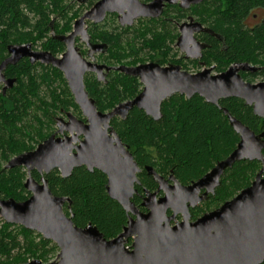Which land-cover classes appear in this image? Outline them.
<instances>
[{
  "label": "water",
  "instance_id": "water-1",
  "mask_svg": "<svg viewBox=\"0 0 264 264\" xmlns=\"http://www.w3.org/2000/svg\"><path fill=\"white\" fill-rule=\"evenodd\" d=\"M165 0L144 4L139 0H99L87 13L78 18L74 30L58 38L67 50L62 56L50 51L36 50L32 43L10 44L9 55L0 62V84L3 92L12 88L15 78H7L4 71L27 57L31 63L41 62L61 70L86 120L67 112L68 119L57 117L58 130L40 142L35 149L13 156L7 169L24 167L28 177L24 183L31 195L22 201L0 195V215L7 223L18 224L36 231L45 239L54 241L60 251L57 257L44 262L34 258L16 264H261L264 262V132L256 133L230 111L220 105L221 99L237 97L253 107L257 116L264 117V81H246L240 71L257 72L262 67L249 62L235 63L226 71L212 74V68L197 73L182 69L180 65L163 66L158 62L137 65L109 66L96 61V54L107 45L92 43L85 28L87 18L102 22L108 12H119L121 23L132 24L137 17H158ZM202 0H183V5ZM127 10V11H126ZM199 22L182 25L179 44L194 41ZM82 36L90 47L87 59L76 46V37ZM111 70L140 78L143 89L134 98L120 102L110 111L98 109L96 100L86 89L85 76L95 73L101 82H108ZM179 93L191 99L196 94L208 103L221 108L230 124L239 134L237 147L226 158L201 178L185 185L172 173L169 178L153 166L146 170L157 182L155 191L145 189L141 211L132 200L138 193V173L141 167L130 147L111 124L113 118L126 119L135 108L144 110L155 120L162 118L163 101ZM68 133V134H66ZM242 160H258L262 168L251 185L243 188L219 207L191 220L190 208L196 207L207 195L215 193L227 169ZM85 166L107 175L106 190L129 215L123 231L116 237L106 235L92 222L78 226L71 211L68 196L53 193L46 175L58 169L63 177L72 175L76 168ZM41 174L36 180L32 171ZM205 189L203 195L200 191ZM163 192L164 195L159 196ZM172 210L171 215L168 214ZM183 219L172 225L176 216ZM132 242L130 243V241ZM130 243V244H129Z\"/></svg>",
  "mask_w": 264,
  "mask_h": 264
},
{
  "label": "trees",
  "instance_id": "trees-1",
  "mask_svg": "<svg viewBox=\"0 0 264 264\" xmlns=\"http://www.w3.org/2000/svg\"><path fill=\"white\" fill-rule=\"evenodd\" d=\"M75 3L74 0H0V62L9 55L10 44L32 43L36 49L61 54L65 44L57 36L72 31L75 19L84 10L83 6L74 10ZM211 3L214 8L211 23L228 41L226 52L220 50L218 42L214 43L212 54L219 65L225 66L234 60L264 65V23L254 28L245 26L246 17L253 10L264 7V0H212ZM151 22L139 20L133 28L114 24L100 29L105 24L94 25L91 28L92 39L109 44L108 52L99 59L109 64L128 65L149 59L164 65L167 43L163 25L158 26L153 34ZM130 31L133 35L126 37ZM126 41L127 46L123 45ZM146 49L148 57L141 61L144 56L140 54ZM125 59H131V63L125 62ZM4 73L9 78H15L16 83L5 93L0 84V195L22 201L31 195L24 185L28 177L27 169L21 166L7 169L5 165L13 156L35 149L46 139L55 130L51 126L55 125L58 113L73 109L82 117V111L63 72L52 65L31 63L29 58H23L17 64L9 65ZM258 75L263 76L264 72L254 74L249 80L254 81ZM244 77L247 78V75ZM85 83L98 109L104 112L134 98L142 89L138 78L118 71L109 74L107 83L99 81L93 74H87ZM220 105L255 132L264 131V117L257 116L243 99H221ZM162 113V118L155 120L144 110L134 108L126 119L115 117L112 120V125L142 168L139 173L141 184L136 185L139 192L144 188L153 191L158 186L153 176L147 173V165L164 176L173 173L181 183L188 184L204 176L219 160L230 155L240 141L239 134L223 110L198 94L191 99L181 94L173 95L163 102ZM261 167L258 160L236 162L227 169L210 200L191 210L194 216L234 197L252 183ZM33 176L40 178L36 171H33ZM46 177L53 193L71 198L72 210H69L67 202L65 211L68 215L73 214L76 225L85 227L92 222L107 238L116 237L123 231L128 214L118 201L109 196L107 175L102 171L95 169L91 172L82 166L66 178L58 169ZM133 200L140 205L139 196L135 195ZM11 226H18L24 233L26 246L12 231H8ZM36 236L40 237L38 244L34 242ZM52 242L33 230L5 222L0 230V264L27 262L31 258L47 262L48 250L45 248L41 253L40 247ZM15 249L23 253L13 256ZM51 249L60 251L55 243Z\"/></svg>",
  "mask_w": 264,
  "mask_h": 264
},
{
  "label": "flooded vegetation",
  "instance_id": "flooded-vegetation-1",
  "mask_svg": "<svg viewBox=\"0 0 264 264\" xmlns=\"http://www.w3.org/2000/svg\"><path fill=\"white\" fill-rule=\"evenodd\" d=\"M74 1L75 2H80V3L84 4V5H86L87 7L82 11V13L79 15V17H77L75 19L74 24H73L72 31L74 30V26H75L76 20L78 18H80L82 15H84L85 13H87L89 10H91V8L99 0H94V2H91L90 0H74ZM139 1L141 3H144V4H148V3H151L154 0H139ZM209 1L212 2V0H202L199 3H192L189 6H185V5H183V0H165L164 1L163 12H162V14L160 16H158V17H137V18L134 19V21H133L132 24H124L123 25L121 23V19H120V17L123 16V15L120 14L119 12H108L107 15H106V17H105V19L102 22H100V23H95L94 20H91L90 18H87L86 21H85V28L87 29V31H88V33L90 35V41L92 43H100V44L107 45V49H105L103 52H99V53L96 54V58H95L96 61H98L97 60V57L99 58L100 56H102V55H104V54H106L108 52L109 44L107 42L103 41V40H96V41L93 40L92 39L93 35L91 33V28H93L94 25H101V23H105L106 20L108 21L110 19L112 20V19L116 18L119 21V25L122 28H126V27H129L130 28L136 22H139V20H151L152 21L151 22V25H152V31H153V33H156V31L158 29V26L160 27L161 25H163V29L162 30L164 32V37H165L166 43H167L166 44L167 46H165V50H164L165 51L164 57H165L166 63L163 65V64H161L158 61H151V60H149L147 62H158V63H160L163 66L180 65L182 67V69L187 70V71H189L191 73H197V72L202 71V70H204L206 68H212V71H211L212 74H218V73L224 72L231 65H233L235 63H241V62H249V63H251L250 61H247V60H238V61L237 60H234V61H231L229 64H227V65L224 66V65H219V62L217 60H215V58H214V56L212 54V50L214 48V43L215 42H218L217 44L219 45L220 50L226 52L228 50V41H227L225 35L223 33L219 32V31H217L214 28V26L212 25V23H211L212 16L210 17V16H207V15H204L203 14V15H201L199 17V16L195 15L196 12H198V13L200 12V9L199 8H202V7L206 6L207 5V2H209ZM263 14H264V7H259V8L255 9V10H253L246 17V19H245V26L246 27H249V28H254L256 25H258L260 23H264V16H262ZM116 19L115 20H112L113 21L112 23L110 22V26L114 25L113 23L116 22ZM192 21H193V23L199 22L201 24V28H200L199 31H196V32L193 33L194 41L193 42H190L189 44L183 45V47H182L179 44L180 37L183 34L182 25L185 24V23H191ZM250 22H253V23L251 24ZM72 31L68 32L67 34H62V35H68ZM62 35L57 36V39L60 40V38H58V37H60ZM76 46H79L82 54L87 59H90V55H89L90 47L88 46L87 41H85V40L82 39V36L81 35H78L76 37ZM34 49H36V48H34ZM36 50L43 51L40 48H38ZM66 50H67V47H66V44H65V50L61 54L56 55V56H59V57L62 56V54ZM45 51H47V50H45ZM25 58H27V57H25ZM223 61H225V60H223ZM99 63L106 64V65H109V66H119V65L124 64V63H121V64H109V63L104 62V61L103 62H99ZM143 63H145V62H143ZM251 64L252 65H255V66H258V67H262V68L259 69L257 72H251L249 70H247V71L241 70L240 71V74L242 75V77L246 81L252 82V83H257V82L264 81V75L263 76L262 75H258V77L254 79V81L249 80V79H252L254 77V74H256V73H258L260 71H263L264 72V65H256V64H253V63H251ZM112 71H117V70H111V71H109L108 74H107V79H108L109 74ZM118 72H120V71H118ZM121 73H123V72H121ZM87 74H93V75L96 76L95 73H87ZM244 75H247V78L248 79L245 78ZM7 78H9V77H7ZM85 78H86V76H85ZM138 79L140 80V78H138ZM140 82H141V80H140ZM1 85H3V84H1ZM68 86H69V84H68ZM143 86L144 85L142 83V89H143ZM176 94H179V93H176ZM183 96H185V95H183ZM135 108H137V107H135ZM67 112H72V111H70V110L67 111L66 110L64 112L59 113V115H56L55 116V126H56V129L52 133H54V132H56L58 130L56 118L57 117H63L64 119L67 120L68 119ZM76 116L78 118H81L83 120H86V118L83 116V113H82V117H79L78 115H76ZM111 124H112V122H111ZM261 132H264V131H261ZM261 132H259V133H261ZM66 134H68V133H66ZM263 153H264V149H263ZM261 164H262V162H261ZM145 169H146V167H145ZM34 171L38 172L37 170H34ZM141 172H142V170H141ZM141 172H139V173H141ZM139 173H138V177H139ZM32 175H33V171H32ZM170 175L165 176V177L166 178H169ZM40 178H41V174H40ZM40 178L39 179H36L35 178V179L36 180H40ZM190 183H192V181ZM190 183H188V184H190ZM140 184H141V180H140V183L139 184H136V185H140ZM188 184H185V185H188ZM145 189H147V188H144L142 192H139L138 191V193L135 194V195H137V196H139L141 198L140 205H138V204L135 203L139 207V209L141 211H146L147 210L144 206H142V203H143V200H144V197H145ZM155 190H153V191H155ZM204 192H205V189H202L200 191V195H203ZM215 193H216V191H215ZM215 193H210L209 195H207V198L205 200L199 202V204L196 207H191L190 208L191 220H196L197 218L201 217L204 213L209 212V211L215 209V208H213L211 210L205 211V212L201 213L198 216H194V214L191 211L192 209H195V208L203 205L204 202L209 201L210 198H211V196L214 195ZM135 195H134V197H135ZM162 195H164V193L163 192H160L159 193V196H162ZM133 198H132V200H133ZM172 213H173V211L170 209L168 211V214L171 215ZM128 219H129V215H128ZM182 219H183V217H182L181 214L177 215L176 218H175V220L172 221V225H175L177 222L182 221ZM131 242H132V240L130 241V243Z\"/></svg>",
  "mask_w": 264,
  "mask_h": 264
},
{
  "label": "rangeland",
  "instance_id": "rangeland-1",
  "mask_svg": "<svg viewBox=\"0 0 264 264\" xmlns=\"http://www.w3.org/2000/svg\"><path fill=\"white\" fill-rule=\"evenodd\" d=\"M83 6L82 7V9H85L87 6L86 5H84V4H82V3H80V2H76L75 4H74V10H76V9H80L81 8V6ZM200 9V12L198 13V12H196V14L195 15H197V16H201V15H207V16H213V12H214V8H213V6H212V3H211V1H209V2H207V5L206 6H204V7H202V8H199ZM262 16H264V14L262 15ZM110 19V18H109ZM116 18H114V19H112V20H115ZM111 19L110 20H106L105 21V23H101V25L102 24H105L104 26H102V27H100V29H107V28H110L111 26H110V22L112 23L113 21H112ZM251 24L253 23V22H250ZM113 24H119V21L116 19V23H113ZM138 25V22H136L134 25H132L130 28H133V27H135V26H137ZM153 34H155V33H153ZM133 35V32L132 31H130V32H128L127 34H126V37H130V36H132ZM123 45H125V46H127L128 45V41H126V42H124L123 43ZM148 53V50L146 49V50H143L142 51V53L140 54V56H144V58H142L141 59V61H144L143 59H145L146 60V57H148L146 54ZM98 56V55H97ZM97 60L99 61V62H103L102 61V59H99L98 57H97ZM148 61H149V59H147ZM131 61V59H125V62H130ZM131 63V62H130ZM124 64H126V63H124ZM139 64V63H138ZM3 86V85H2ZM70 111H72L73 113H75L76 115L78 114V113H76L73 109H71ZM57 115H59V113L57 114ZM51 128H53V129H56V126L55 125H53V126H51ZM5 220H4V218L0 215V230H2L3 228H4V225H5ZM16 225H18V224H16ZM8 231H12V233L14 234V235H16L17 236V239L21 242V243H23L25 246H26V239H25V235H24V233L20 230V228L18 227V226H11V227H9L8 228ZM36 232V231H35ZM38 233V232H37ZM42 235V234H41ZM34 242L35 243H39L40 242V237H38V236H36L35 238H34ZM55 242L53 241L52 242V244H48V246H44V247H42L41 245V247H40V251H41V253L42 252H44L45 250V248H46V250H48L47 251V254H46V257L48 258V261L47 262H50V261H52V260H54L56 257H57V254L59 253V251H56V250H53V249H51L52 248V245L54 244ZM56 244V243H55ZM59 248V247H58ZM23 249V251H24V248H22ZM22 249H20V250H22ZM44 250V251H43ZM60 250V249H59ZM23 251H20L19 252V250L18 249H15L14 250V252L12 253L13 254V256H18V255H20V254H22L23 253ZM27 256L28 257H31L30 255H28L27 254ZM31 259H33V258H31ZM30 260V259H29Z\"/></svg>",
  "mask_w": 264,
  "mask_h": 264
}]
</instances>
